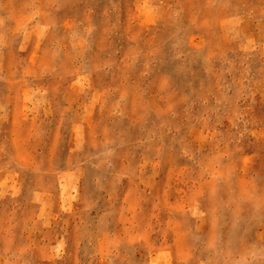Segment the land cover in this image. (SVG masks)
Returning <instances> with one entry per match:
<instances>
[{"label":"rangeland","instance_id":"rangeland-1","mask_svg":"<svg viewBox=\"0 0 264 264\" xmlns=\"http://www.w3.org/2000/svg\"><path fill=\"white\" fill-rule=\"evenodd\" d=\"M0 264H264V0H0Z\"/></svg>","mask_w":264,"mask_h":264}]
</instances>
